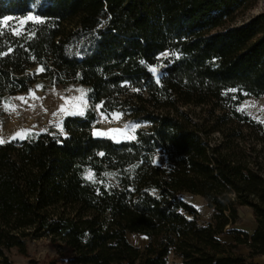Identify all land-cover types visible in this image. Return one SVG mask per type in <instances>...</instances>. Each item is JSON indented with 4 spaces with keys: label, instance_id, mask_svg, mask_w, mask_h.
I'll list each match as a JSON object with an SVG mask.
<instances>
[{
    "label": "trees",
    "instance_id": "trees-1",
    "mask_svg": "<svg viewBox=\"0 0 264 264\" xmlns=\"http://www.w3.org/2000/svg\"><path fill=\"white\" fill-rule=\"evenodd\" d=\"M257 3L0 0V21L36 17L19 35L0 28V103L40 79L76 82L91 105L141 125L129 140L95 136L88 108L0 143V264L39 238L65 246L68 264H259L264 124L237 109L264 96V9L238 22ZM184 192L205 199L209 220ZM242 206L251 233L235 227Z\"/></svg>",
    "mask_w": 264,
    "mask_h": 264
},
{
    "label": "rangeland",
    "instance_id": "rangeland-1",
    "mask_svg": "<svg viewBox=\"0 0 264 264\" xmlns=\"http://www.w3.org/2000/svg\"><path fill=\"white\" fill-rule=\"evenodd\" d=\"M263 9L264 0H258L253 9L238 16V22L256 15ZM29 17L36 19L33 13L24 17H5L0 21V28H9L13 32L14 30L21 31L26 22L31 21ZM151 71L158 79L159 69L154 67ZM100 107L99 104H90L85 86L76 82L53 84L40 79L29 90L8 96L0 103V140L14 139L17 133H22L25 137L34 132L61 129L62 121L66 116L84 114L88 108H92L96 114V120L92 125V132L95 136L109 137L115 141L135 138L136 130L141 126L139 123L130 120L124 113H108ZM237 109L264 124V96H246ZM154 161L161 166L166 165L165 154L162 150L155 153ZM87 175L91 177L90 173ZM181 196L197 209L199 222H206L210 219L212 209L203 197L189 192H184ZM239 216L235 227L251 233L255 228L252 210L242 206L239 208ZM126 238L130 243L140 247L148 242V238L140 233H127ZM221 239L229 242L232 237L225 234ZM66 251V247L60 243H53L48 238H39L29 239L24 253L12 248L8 254L14 264H68L65 258ZM237 252L246 256L248 249L240 246ZM252 260L264 264V255L256 256ZM168 261L169 264L179 263V259L173 254L169 256Z\"/></svg>",
    "mask_w": 264,
    "mask_h": 264
},
{
    "label": "snow or ice",
    "instance_id": "snow-or-ice-1",
    "mask_svg": "<svg viewBox=\"0 0 264 264\" xmlns=\"http://www.w3.org/2000/svg\"><path fill=\"white\" fill-rule=\"evenodd\" d=\"M29 20H33V19H35V18H33V17H29L28 18ZM36 22H40V21H36ZM5 23H7L6 21H5ZM22 23H24V22H22ZM14 34H17V35H19L20 34V31L19 30H14ZM22 99V98H21ZM14 139L15 138H24V134H22V133H17V136L16 137H13ZM2 142H4V141H2V140H0V143H2Z\"/></svg>",
    "mask_w": 264,
    "mask_h": 264
}]
</instances>
